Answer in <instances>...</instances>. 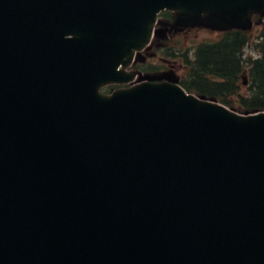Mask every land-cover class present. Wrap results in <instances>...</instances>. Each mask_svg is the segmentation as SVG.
Listing matches in <instances>:
<instances>
[{
  "label": "water",
  "instance_id": "water-1",
  "mask_svg": "<svg viewBox=\"0 0 264 264\" xmlns=\"http://www.w3.org/2000/svg\"><path fill=\"white\" fill-rule=\"evenodd\" d=\"M164 9L248 30L264 0H0V264H264V112L100 92Z\"/></svg>",
  "mask_w": 264,
  "mask_h": 264
},
{
  "label": "trees",
  "instance_id": "trees-1",
  "mask_svg": "<svg viewBox=\"0 0 264 264\" xmlns=\"http://www.w3.org/2000/svg\"><path fill=\"white\" fill-rule=\"evenodd\" d=\"M246 42V37L237 34L234 42L223 48L199 50L191 64L193 76L184 84L186 90L217 98L244 112L264 110V36L255 45L258 56L247 61L250 93L248 96L238 94V77L244 67L239 52ZM227 94H234L236 101L230 102Z\"/></svg>",
  "mask_w": 264,
  "mask_h": 264
},
{
  "label": "flooded vegetation",
  "instance_id": "flooded-vegetation-1",
  "mask_svg": "<svg viewBox=\"0 0 264 264\" xmlns=\"http://www.w3.org/2000/svg\"><path fill=\"white\" fill-rule=\"evenodd\" d=\"M177 22L178 17L172 12L165 11L160 14L155 25V35L147 46L136 53L128 70L142 75L169 72L181 80L182 74L179 72L187 70L188 50L204 41L198 39L197 33L203 30L207 32V29L182 27ZM221 34L223 33H216V36Z\"/></svg>",
  "mask_w": 264,
  "mask_h": 264
},
{
  "label": "rangeland",
  "instance_id": "rangeland-1",
  "mask_svg": "<svg viewBox=\"0 0 264 264\" xmlns=\"http://www.w3.org/2000/svg\"><path fill=\"white\" fill-rule=\"evenodd\" d=\"M255 25V24H254ZM197 28H201V29H204L203 27H197ZM261 27H259L258 25H255L253 26L252 30L250 31L249 35H250V38L252 39V41H250L249 45L243 50V56L246 58H252V57H256L258 55V52L256 51L255 49V44L258 42V41H255L260 32V29ZM198 35V39L200 40H206L208 42H211V41H215L216 38L218 36H216V32H213L211 30H207V32L205 30L203 31H200L197 33ZM245 70H247V66H245ZM184 74V72H179V74ZM113 87L109 86V87H106L104 88L102 91L104 93H108L110 90L109 89H112ZM240 91L238 93L244 95L248 92V89H246V87H240ZM236 98V96H233L230 98V100H234ZM239 112V110H236Z\"/></svg>",
  "mask_w": 264,
  "mask_h": 264
}]
</instances>
